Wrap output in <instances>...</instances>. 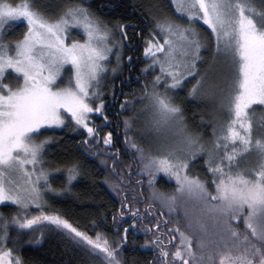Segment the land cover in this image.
<instances>
[{
  "label": "snow or ice",
  "instance_id": "6c2138e0",
  "mask_svg": "<svg viewBox=\"0 0 264 264\" xmlns=\"http://www.w3.org/2000/svg\"><path fill=\"white\" fill-rule=\"evenodd\" d=\"M172 4L185 22L171 16L155 19L154 28L144 38V57L150 63L141 72H154L157 66L159 72L150 83H144L140 98L154 111L153 126L174 127L178 139L166 147L165 154L155 156L146 155L128 136L125 140L145 160L142 171L149 170L151 176L162 170L174 176L176 191L187 193L205 207L200 216L189 219L187 231L180 227L166 230L161 227L167 223L166 217L143 225V214L131 202L126 205L127 196H122L113 221L131 213L132 227L139 221L145 233H151L144 247L157 250L153 264H264V116L257 120L255 111L257 106L264 107V0H172ZM20 20L26 23V31L21 38L6 41L5 28ZM199 22L214 37L212 64L222 56L227 69L220 84L214 85L227 119L213 125L209 141L188 131L183 107L169 95L198 73L201 50L212 47ZM73 27L82 30L84 39L68 43ZM114 27L120 30V39L115 38L113 26L84 0L65 4L56 14L39 0H0V207L10 203L16 209L7 215L0 212V264H25L16 248L9 247L11 227L34 233L43 228V222L90 247L104 264H124L129 226L118 225L123 234L115 239L103 232L92 236L59 212L45 211L50 207L45 194L65 191L53 187L50 175L66 172L70 190L81 167L78 162L46 167V151L56 138L38 139L42 131L72 121L73 131L86 130L84 143L100 140L101 126L91 116L100 114L107 126L102 78L113 52L117 66L112 71L118 70L128 38L125 28L130 25ZM131 60L129 57V63ZM65 65H70L66 80ZM9 76L15 83L5 82ZM205 77L206 73L200 74L189 96L202 94ZM128 103L126 98L121 108ZM124 123L127 132L129 119ZM102 139L106 147L114 146L112 132L104 133ZM253 153L255 164L242 166L240 158ZM200 155L205 157L210 179L189 173ZM152 198L160 200L169 214L177 205L175 195L154 190ZM32 205L38 214H30ZM146 210L152 212L153 205L147 204ZM241 220L244 231L234 224ZM43 235L41 231L40 237Z\"/></svg>",
  "mask_w": 264,
  "mask_h": 264
},
{
  "label": "trees",
  "instance_id": "16d2710c",
  "mask_svg": "<svg viewBox=\"0 0 264 264\" xmlns=\"http://www.w3.org/2000/svg\"><path fill=\"white\" fill-rule=\"evenodd\" d=\"M39 2L44 4L50 13L56 14L63 5L78 3L80 0H39ZM84 2L105 21L113 22L115 25H130V27L125 28L128 38L124 42L121 69L113 81H107L102 97L105 101L104 114L108 117L107 126H104L105 121L100 114L91 116L95 124L101 126L100 140L97 142L89 139L87 144L84 143L86 130L73 131V123H67V126L61 129L42 131L40 135L42 139L45 136L56 138L55 142L50 143L52 151L49 157L53 167H63L76 162L81 167L80 175L69 186L70 190H65L59 197L53 199L50 212H59L92 236H95L96 232H103L109 239H115L123 234V227L118 231V225L129 226L128 243L122 253L124 264H153L158 254L157 250L150 245L144 247L145 240L151 239V233L146 234L139 221L133 228L131 213L123 218L117 216L116 221H113V215L121 208V197L127 196V201L124 203L127 205L131 202L132 206L140 210L143 214V225L154 224L157 219L164 220L166 217L167 223H162V228L167 230L180 227L181 230L187 231L186 225L189 219L200 216L205 207L194 197L187 196L181 199L179 192L176 191V184L171 182L167 174L154 171L150 176L149 170L142 171L145 160H142L137 149L132 148L125 140V136H128L139 145L134 137L131 121L138 104L142 101L140 94L143 92V85L151 82L155 72H141L144 65L149 63L143 52L145 36L154 28L155 19L160 16H171L181 22L185 21L175 12L171 0H84ZM201 28L206 39L212 41L214 47V37L210 35V30L204 26ZM24 31H26L25 25L12 23L4 31V37L15 41L21 38ZM212 47L202 49L205 50L204 54L210 53L212 57ZM129 57H132L131 63ZM214 69L215 79L220 84L222 76L227 74L224 57L216 58ZM189 87V82H185L179 90L181 96L179 99L182 101V107H186L187 116L194 120V115L200 114L201 117H205L208 113H213L212 108L197 104L195 98L187 102L182 100L186 99L185 95ZM117 93L119 95L116 97ZM126 98L130 103L121 108ZM255 111L257 120L264 116V107L257 106ZM126 118L130 121V130L127 132L124 123ZM217 118H219L218 122L227 119L226 111L220 105ZM193 122L195 124L196 119ZM109 131L113 133L114 146L111 148L106 147L102 139L103 134ZM141 147L144 149L143 146ZM117 150L119 154L115 155ZM145 153L150 154L147 150ZM255 162L254 153L240 158L242 166H251ZM204 171L205 177L201 179H210L206 166ZM59 179L63 181L59 177L58 180H54V186L57 189H64ZM154 190L165 196L178 195L177 205L171 214L166 207L162 208L160 200L152 198ZM149 203L153 205L152 212L146 210V205ZM15 210L12 205L0 207V212L6 215ZM161 211L163 216L159 215ZM30 214H38V212L33 210ZM43 224V228L37 229L34 233L27 230L17 232L15 226L10 228L9 247L16 248L25 264H104L103 258L92 253L90 247L72 240L49 222ZM234 224L241 231L245 230L243 220ZM41 231L44 233L43 237H40ZM170 235L178 236V233H170ZM193 246L195 248V241Z\"/></svg>",
  "mask_w": 264,
  "mask_h": 264
},
{
  "label": "rangeland",
  "instance_id": "374dc122",
  "mask_svg": "<svg viewBox=\"0 0 264 264\" xmlns=\"http://www.w3.org/2000/svg\"><path fill=\"white\" fill-rule=\"evenodd\" d=\"M13 23L25 25V27H26V23L23 20L16 21ZM108 23L110 26H113V32H114L115 38L120 39L121 38L120 37V30L118 28L114 27L115 24L113 22L112 23L108 22ZM201 26H204L206 28H208V27L206 25H203L202 22L198 23V27H199L200 31L204 34V31L201 28ZM7 28L8 27H6L5 30ZM4 39L8 42L12 41L10 39H6V37H4ZM72 39L83 40L84 35L82 33V30L77 29L76 27H73L71 29L70 35L67 38L66 42L70 43ZM204 39L207 40L205 37V34H204ZM211 50H212V55H213L214 47H212ZM204 53H205V50H201V60L198 61V73L194 74L191 77L186 78L185 82H189L190 87H189L188 92L185 95L186 99H182V100L184 102H187L188 100L195 98L197 104L199 103V105H202L204 107L212 108L213 113H208L207 116H205V117H201L200 114H197L198 116L194 115L193 117H195L196 122H195V124H193L194 123L193 121L195 119L193 120L192 118H189L187 116V114L185 112L186 107L183 106V110H184L183 114L185 117V122H186L187 127H188V131L193 132V133H200L203 136L205 141H209L211 139L212 127L214 124H217L218 120H219V118H217V115H218V109H219L220 104L218 105V99H219L218 89L214 87V85H217L218 82H217V79H215V69H214L215 65L212 64L213 56L210 57V53H209V55H205ZM123 59H124V54H122L121 59L119 61L118 70L116 72H113L112 68L117 66V59H116L115 52H113L109 55L108 61L106 64V72L103 74V78H102L101 91L103 93H105V87L107 85V81H113L116 77V74H118V72L120 71L121 66H122L121 64L123 63ZM149 63H150V61H149ZM9 71L11 72V70H9ZM69 72H70V65H65V72L63 73L65 80L67 79ZM158 72H159V66L155 70L154 75ZM205 73H206V77H205L204 83L202 85V89H203L202 94L197 95V96H189L188 93H189L192 85L195 84L196 80L200 78V74H205ZM5 82L15 83V80L13 79V76H9L8 80H6ZM180 89L181 88L169 92V95L173 96L175 98V102L179 103V104L182 103V101L179 99V97L181 98V96H179V94H180L179 90ZM96 103H98V101H96ZM136 109H137V111H136L135 115L133 116V121H131L132 131H133L135 139L139 142V145L143 146L144 149L147 150L151 155L155 156V155L165 154L166 147L170 144L175 143L178 139V137L176 136L175 128L170 127V126H163L160 128H156L155 126H153L152 122L154 119V111L148 105V101L146 99L142 100L138 104V107ZM93 115L94 114H92V116ZM67 123H70V124L73 123V125H74V122H72V121H67ZM45 127H47V126H45ZM61 127H63V126H52L51 129H61ZM207 128H208V130H206ZM38 139H42V138L38 137ZM50 146H51V144L49 145V147L46 151V155H45V160L48 162L45 165L46 167L49 166V164L52 166L51 160L49 157L50 153L52 151ZM204 159H205L204 155H200L197 157V159L195 160V162H193V164L191 165V168L189 170L190 175H199L200 177H205V174H204V172H205L204 166L205 165L203 162ZM160 172L167 174V177H169L171 182L176 184V187L178 188V185H177V182H176V179L174 176H171L170 174L165 173L162 170ZM61 173L60 174L59 173H52L50 175L51 183H52L53 187H55L54 186V180H58V178L61 177L63 179V181H60V179H59V181L62 183L63 188L65 190H67V187H66L67 174H66V172H61ZM74 181L72 182V184L74 183ZM59 196H60V194L59 195L52 194V193H46L45 194V199L48 201V204L50 205V207H45V211H49V212L52 211L53 199L56 197H59ZM176 196H178V195H176ZM179 196H181V199H182V197L184 198V197H187L189 195L187 193H179ZM9 205H11V204L9 203ZM12 206H14V205H12ZM33 210H36L37 212L39 211L35 205L31 206L30 213Z\"/></svg>",
  "mask_w": 264,
  "mask_h": 264
},
{
  "label": "flooded vegetation",
  "instance_id": "af4514ba",
  "mask_svg": "<svg viewBox=\"0 0 264 264\" xmlns=\"http://www.w3.org/2000/svg\"><path fill=\"white\" fill-rule=\"evenodd\" d=\"M119 94L117 93L116 97L118 96ZM117 101V100H116Z\"/></svg>",
  "mask_w": 264,
  "mask_h": 264
}]
</instances>
